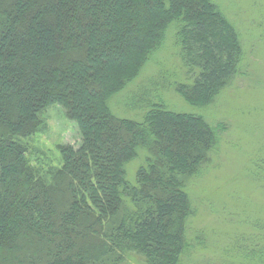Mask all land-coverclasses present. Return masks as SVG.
Masks as SVG:
<instances>
[{
    "label": "trees",
    "instance_id": "1",
    "mask_svg": "<svg viewBox=\"0 0 264 264\" xmlns=\"http://www.w3.org/2000/svg\"><path fill=\"white\" fill-rule=\"evenodd\" d=\"M172 24L194 74L173 89L205 108L245 74L247 60L213 0H0V264H123L133 254L183 264L201 246L188 237L195 210L186 183L206 171L223 126L162 106L141 122L120 119L107 104ZM53 104L81 145L59 146L61 166L42 176L22 140L43 131L39 115ZM138 149L146 155L133 184L125 166ZM251 243L240 246L248 264H264V241Z\"/></svg>",
    "mask_w": 264,
    "mask_h": 264
},
{
    "label": "rangeland",
    "instance_id": "2",
    "mask_svg": "<svg viewBox=\"0 0 264 264\" xmlns=\"http://www.w3.org/2000/svg\"><path fill=\"white\" fill-rule=\"evenodd\" d=\"M213 2L238 29L247 55L244 75L232 80L209 106L188 105L173 88L191 83L194 74L182 65L172 24L161 49L107 104L120 119L141 122L149 107L162 106L175 113L200 115L212 128L223 126L219 147L206 171L186 183L195 210L188 220V237L201 246L194 245L183 264H248L240 246L264 241V0ZM39 117L45 128L22 143L30 165L44 176L50 168L61 166L58 147L70 145L76 150L81 136L58 104ZM145 155L138 149L135 160L125 166L127 182L135 183ZM241 236H247L243 245L239 244ZM123 264L145 263L133 254Z\"/></svg>",
    "mask_w": 264,
    "mask_h": 264
}]
</instances>
